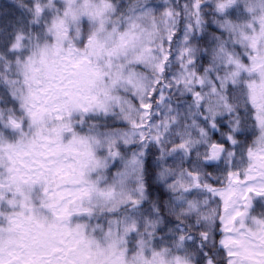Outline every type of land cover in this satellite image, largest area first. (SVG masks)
I'll return each mask as SVG.
<instances>
[{
  "label": "clouds",
  "instance_id": "9594fccd",
  "mask_svg": "<svg viewBox=\"0 0 264 264\" xmlns=\"http://www.w3.org/2000/svg\"><path fill=\"white\" fill-rule=\"evenodd\" d=\"M30 2L0 3V191L5 193L0 248L7 251L19 242L7 222L14 211L7 201L18 198L20 181L13 183V178L34 158L38 132L51 136L66 124L70 131L62 133L59 143L77 149L61 154L67 170L79 169L84 160L74 137L86 140L100 162L90 164L84 177L95 189L81 202L88 214L73 215L68 222L84 226L85 237L94 242L85 250L89 264H228L221 245L227 236L264 251V199L238 205L234 211L244 215L235 221V231L225 233L219 197L194 187L187 175L198 171L201 184L221 188L232 166L222 158L209 175L201 130L212 142L218 132L225 157L232 151L236 162L246 161L248 149L264 143V126L249 99L250 86L264 91V0H198L203 5L198 13L191 7L194 0H40L47 19L39 22L24 12ZM222 3L223 12L218 11ZM105 5L101 32L99 20L90 14ZM69 7L80 20L58 40L49 29ZM241 31L249 40L241 38ZM17 33L23 38L14 47ZM121 35L122 50L109 55ZM93 39L102 41L104 50L94 49ZM221 47L243 65L239 75H231L234 66ZM69 52L88 59L72 94L60 90L64 82L49 76ZM54 84L60 87H50ZM145 104L151 105L148 112ZM41 109L44 119L34 124L30 112ZM181 143L187 151L179 148ZM149 155L151 169L145 164ZM134 159L139 161L135 166ZM84 186L69 180L58 190L73 193ZM30 193L38 204L40 187L32 186Z\"/></svg>",
  "mask_w": 264,
  "mask_h": 264
},
{
  "label": "snow or ice",
  "instance_id": "6c2138e0",
  "mask_svg": "<svg viewBox=\"0 0 264 264\" xmlns=\"http://www.w3.org/2000/svg\"><path fill=\"white\" fill-rule=\"evenodd\" d=\"M20 7L23 8L24 6L21 5ZM107 7L105 5V9L90 14L93 19L99 20V31L101 32L104 28V21L101 17ZM191 7L194 12L198 13L203 5H200L198 0H194ZM225 8L226 5L223 3L218 5V11L223 12ZM24 12L33 22L47 19V8L40 0H31L28 6L24 8ZM79 20L78 12L72 11L69 7V10L63 13V17L59 13L55 16L49 30L55 32L58 40H62L67 27L70 24L78 23ZM110 36L111 34H109ZM240 36L243 40H249L243 31H241ZM22 38L20 33L15 35L17 44L14 47L18 46ZM123 42L124 35H121L113 48L108 51V54L113 55L122 50ZM90 43L97 51L104 50L102 41L93 39ZM250 43L252 47L256 46L254 39ZM220 51L225 55L227 63L234 66L235 70L231 75H239L241 68H243L240 61L231 54L225 53L223 47ZM46 55L47 51L42 50L41 56L45 57ZM87 63V57H76L69 52L68 56L62 57L59 70L50 71L49 76L51 79L64 82L60 90L67 89L66 94H72L73 89L79 84L77 78L83 72L82 66ZM50 87L57 88L60 86L54 84ZM161 99L163 100V97ZM249 99L257 109V120L264 126V91L258 92L250 86ZM142 107L148 112L151 105L145 104ZM30 116L34 124H41L44 119V111L42 109L32 111ZM59 118L58 116L57 119ZM212 127L215 128V124ZM46 131V129L43 130V132ZM64 131H70L66 124L55 129L51 136L38 132L39 143L33 142L34 148L38 149L34 151V158L27 163L26 171L19 178H13V183H16L17 179L20 181L16 183L14 194L18 198L7 201L8 207L14 210L11 215L7 216V222L9 224L8 230L19 234V242L15 248L7 251L0 248V264H89L85 250L90 249L94 242L85 237L84 226L70 227L68 222L73 215L88 214L89 210L83 207L81 202L88 199L95 189L84 177L90 164L100 166V162L94 160L86 140L74 137L73 144L84 149L80 153L84 160L80 163L79 169L69 172L63 160L60 159L61 154L68 151L76 152L77 149L72 145L65 146L59 143ZM201 136L206 145L204 167L209 169L210 165L222 158L226 162H230L232 166L226 171L221 188H216L211 182L201 184L198 171H189L187 175L194 187H203L219 197L225 214L221 217L223 231L232 233L235 231L233 227L235 221L244 215L242 211H234V209L238 205L248 206V202L253 197L264 199V143H259L254 149H248L246 161L236 162V153L232 151H228L225 157L224 144L208 140L207 134L203 130H201ZM141 138L143 139V137ZM227 140L233 145L237 143L232 136H228ZM53 144L54 147H49ZM179 148L187 151L183 143L179 145ZM25 155H29V153H25ZM131 163L135 166L139 161L134 159ZM209 175H211V171H209ZM69 180L72 183L85 186L73 193L58 190L64 182ZM177 183L181 187L185 186L182 180H178ZM37 185L41 192L38 204L33 202L30 193V188ZM4 195L5 193L0 191V200L3 199ZM262 242H264V238H262ZM221 245L229 258L228 264H238L234 259L235 257L239 258V264H264V260L256 259V257H264V251H252L247 240H237L232 236H227L221 240ZM234 245H239L241 251H232L231 248ZM209 264L212 262L209 261Z\"/></svg>",
  "mask_w": 264,
  "mask_h": 264
},
{
  "label": "trees",
  "instance_id": "16d2710c",
  "mask_svg": "<svg viewBox=\"0 0 264 264\" xmlns=\"http://www.w3.org/2000/svg\"><path fill=\"white\" fill-rule=\"evenodd\" d=\"M0 3H3V0H0ZM214 139H216L217 142H224V141H222L220 134L218 132L214 134ZM151 162H152V157L149 155V156H147L146 161H145L146 167H148L149 169H151ZM212 167L213 166L210 165L208 170L212 171ZM150 180H151V176L149 175V182H150ZM150 190H152V189L150 188ZM155 191L158 193V195L161 198L164 197V193L162 191H159V190H155Z\"/></svg>",
  "mask_w": 264,
  "mask_h": 264
}]
</instances>
